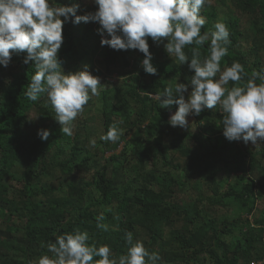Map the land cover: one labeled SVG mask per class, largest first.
I'll use <instances>...</instances> for the list:
<instances>
[{
    "label": "rangeland",
    "instance_id": "1",
    "mask_svg": "<svg viewBox=\"0 0 264 264\" xmlns=\"http://www.w3.org/2000/svg\"><path fill=\"white\" fill-rule=\"evenodd\" d=\"M63 1V6H73L78 3L79 9L77 15H85L88 12L98 10V6L94 0ZM248 1L213 0L212 5L210 7L206 5L202 9L201 14L208 21V17L203 11H215L216 15L212 22L213 26L218 20H222L226 25L232 27L234 31L240 33L237 50L242 51L250 57L249 64L252 66L256 58L261 59L262 64H264V17L259 10V6L245 7L243 5V3ZM50 3L58 7L55 0H50ZM69 24L71 26L74 25V28L78 27L82 35L91 33V31L94 33V44H92L93 49L89 58L88 70L93 76L99 77L101 84L105 87H102L101 95L98 98L93 97L89 101L83 115L74 121L76 127L74 135L71 138L73 144L78 147L80 154L70 165L71 167H75L76 170L70 173L69 171H63L61 168L50 169L45 176L43 175L39 178L37 188L45 186L46 188L55 189L63 186L53 191L48 198L62 200L69 207V202L78 198L79 194L72 191L67 185L71 182L73 184H81V189L86 190L85 197L83 198L84 206H93L95 202L103 200L102 191L93 180L95 179L97 169L106 165L108 167L109 184L113 185L112 189L115 192L113 201L114 207H116L119 197L124 196L125 190L130 186H133V188L149 186L159 189V185H150L148 177L156 170H167L170 174L168 176L169 180H176L179 183L174 189V194L173 191L168 194L169 203L173 206L184 208L186 206H195L196 203L201 202L199 208L202 213V220L198 224V229L206 232L207 229L214 226L219 231L218 238L211 239L212 250L221 258V263L219 264H227L232 255V243L237 238L244 237L249 230L262 235V240H258L256 249L253 250L254 255L250 259H242L239 262L231 264H264V260L259 261L257 256L264 250V159L259 156L260 154L264 155V143L256 146L251 142L245 144L242 140L228 141L223 135V112L219 106L212 111L205 110L199 116L190 115L188 117L189 127L187 129L172 127L166 120H170L171 115L175 113L178 106H173L171 110L162 109L159 103L153 99L155 103L149 104V108L147 109L149 110V114H146L144 123L132 132H129L128 128H122L125 126V118L129 117L133 121L138 118V113L143 112L145 108L143 109L140 106L135 108L132 105L128 109V113L122 111L114 115L113 123H117L118 127L123 130L124 134L122 137L124 138L120 140L118 149L109 151L104 145V141L100 139L104 135L106 127L103 114L104 93L111 92L114 97L119 98L121 97L119 90L127 89V86L138 89L140 87L139 83L135 84L132 81V76L135 77V75L138 77V81L145 85H155L159 81L154 79L152 75L143 76L142 73L140 76V72L144 70L142 61L145 57L139 50H124V55L121 54L113 62L110 56L112 55V49L108 46H101L102 37L97 32L100 27L99 23L92 22L75 25L69 21H65L63 32H66L70 28ZM72 31L74 30L72 29ZM108 38L110 39L111 37ZM148 43L150 52L154 57L152 63L157 69V73L161 68L169 67L172 64L181 67L176 58L169 57L163 45L157 46L151 38L148 39ZM233 60L235 59H231V61ZM229 61L230 59L225 61L222 71L224 68L230 67ZM75 63L70 59V71L66 70V74L84 70V65L81 64L79 66ZM91 67L94 69H91ZM192 73L193 71H189V68H186L180 74L171 76L166 86L155 90L156 93L163 92L169 84L174 86L178 83H188V78L193 75ZM217 79H219V75ZM233 86L234 84L231 82L227 85L229 89ZM190 92L191 88L185 94L186 99L190 95ZM115 100L110 110L118 112L120 111L121 102H118L117 99ZM1 101L3 100L0 92ZM42 105L43 107L49 106L45 101ZM48 109L53 114V121L51 120V122L58 129H61V125L55 119L54 110L52 108ZM42 113V111L33 110L29 114L28 119L32 122L30 128L32 133H38L41 129L52 131V127L44 128V125L46 126V124L50 123V120H41ZM119 121H123V123H119ZM155 126L159 127L161 132L157 131L155 133ZM93 139L96 140L94 148L90 147V141ZM218 139L221 140V148L220 150H215L214 145ZM73 144L69 146L70 148H66L62 159L60 158L61 161L72 156L71 149ZM109 144L114 146L116 143L109 142ZM180 147L183 148V151H180ZM164 151L167 152V159L160 157ZM124 152H127L126 156L128 157H125ZM210 153L212 156H209ZM111 156H119V159L111 160ZM163 158L166 160L168 166H166ZM24 166V162H18L4 180L6 183L14 185L12 189H9V198L17 197L19 191L21 192L22 186L17 184L18 182H16L14 177H22L20 170ZM136 168L137 170L134 171ZM240 178L246 181L254 179L257 184L256 207L250 214L243 213L242 209L236 204L222 199V195L232 186L236 185ZM215 189L218 191L217 194L214 192ZM131 195H133V192L130 193ZM69 208L71 212L74 211L73 208ZM95 208L96 212L100 215L103 213L104 215L105 210L113 208V204L112 207H106L101 204ZM130 214L137 215L138 212L136 213L134 209L130 211ZM4 222V219H0V223L3 226L0 228L1 238L4 237ZM236 223L238 224L237 226ZM227 224L229 225V229L227 233H224ZM239 224L242 225L239 226ZM108 225L110 226L109 232H115L122 236H124L125 232H128V230L120 228L116 220ZM184 226L185 224L180 220L174 221L171 225L164 226V240L171 239L172 233L183 229ZM23 232V230H19L16 234L17 236H22ZM134 240L142 241L150 252L161 253L160 249L163 243L161 239L148 243L150 241L148 234L137 230ZM4 251L6 250L4 249ZM113 258L118 260L115 254H113ZM37 261L38 259L34 262ZM161 261L158 264H165ZM192 264L216 263L209 254H206L199 261H193Z\"/></svg>",
    "mask_w": 264,
    "mask_h": 264
},
{
    "label": "trees",
    "instance_id": "2",
    "mask_svg": "<svg viewBox=\"0 0 264 264\" xmlns=\"http://www.w3.org/2000/svg\"><path fill=\"white\" fill-rule=\"evenodd\" d=\"M55 2H57L58 7L64 4L63 0H55ZM243 5L245 7L259 6V10L264 17V0H249ZM203 13L208 17V21L201 30L202 34L213 29L212 22L216 15L215 11H203ZM228 28L230 30L229 39L231 45L229 54L221 61V70L227 59H230L228 62L230 66L233 62H240L244 65L245 72L248 74L239 85L244 86L252 71L256 70L264 73V64H262L261 59L256 58L251 66L249 64L250 57L237 50L240 33L234 31L232 27L228 26ZM63 34L65 42L58 53V57L63 61L65 74L66 70L70 71V59L79 66L81 64L84 66L89 65V58L93 49L92 44H94V33L91 31V33L82 35L78 27L74 28V25H70V28ZM209 45L210 41L201 48L202 60L210 54ZM192 47L194 46L185 48V52L189 57H191ZM123 53L124 50L117 51L112 49L111 60L113 62L116 61V58ZM26 55V53L21 55L13 53L9 67L5 68L0 65V92L3 100L0 102V219L5 220L4 237H0V264H33L35 260L43 255L52 256V253L47 250V245L54 243L58 236L72 233L76 230L88 232L91 238L90 244L95 243L97 247L101 245L110 246L113 254L118 258L121 255H126L129 246L123 239L124 236L115 232H105L96 226L97 217L100 214L96 212L95 207H99L101 204L106 207H112L113 204L111 210H105L104 216L106 219L103 223L112 224L116 220L120 228L131 231L134 235H136L137 230L144 231L149 236L150 241L148 243L161 239L163 242L160 249L162 263L192 264L193 261H199L206 254H209L216 264L221 263V258L211 248V239L218 238L219 231L214 226H211L206 232L198 229V224L202 220V213L199 208L201 202L196 203L195 206H186L184 208H179L169 203L168 194L172 191L174 194V189L179 183L176 180H169L168 176L170 174L167 170H156L148 177L150 185H159V189L149 186L140 188L130 186L125 190L124 196L119 197L116 207H114L113 201L115 192L112 189L113 185L109 184L108 167L106 165L97 169L93 180L101 189L103 196V200L95 202L93 206H84L83 198L86 190L81 189V184H73L71 182L67 185L72 191L79 194L78 198L69 202V207L73 208V212L70 211L68 204L66 205L64 201L48 198L53 191L63 186L55 189L46 188L45 186L37 188L39 178L43 175L45 176L50 169L61 168L65 172L73 173L76 168L71 167L70 163L80 153L78 147L73 144L72 138L62 134L61 129H58L51 122V120L53 121V114L48 108L52 107L47 100L46 94L42 95L37 102L26 98L27 86L36 72L34 62L27 65L23 63ZM231 59L235 60L231 61ZM106 61L110 63L107 59ZM107 62L105 63L107 64ZM186 68H189L187 64L181 65V67L172 64L169 67L161 68L157 75H152L159 83L150 86L140 83L136 75L135 77L132 76V81L135 84L139 83L140 87L136 89V87L130 88L127 86V89L119 90L121 95L119 98L114 97L111 92H105L103 97V114L106 122L104 135L113 124L114 115L122 111L128 113V109L132 105L135 108L140 106L145 109L143 112L138 113V118L133 121L129 117L125 118V126L122 128H128L129 132H132L135 128L141 126L144 123L146 114H149V110H147L149 104L155 103L148 93H156L155 90L166 86L171 76L180 74ZM91 69L94 68L91 67ZM142 73L143 76H149L144 70L140 72V76ZM192 74L194 75V72ZM256 83L260 84L262 81L257 80ZM115 99L121 102L120 111L118 112L110 110ZM44 101L49 106L43 107ZM154 109L156 108L154 107ZM33 110L43 112L41 120H50V123L46 124V126L44 125V128L52 127L51 135L47 141H42L38 133L31 132L32 122L29 121L28 116ZM166 122L168 121L166 120ZM157 131L161 132V129L155 126V133ZM123 138L121 136L120 140ZM120 140L114 146H111L109 142H104V145L109 151H113L118 149ZM72 144V156L61 161L60 158L62 159L66 148ZM54 148L56 149L53 151ZM220 148L221 140L218 139L214 149L220 150ZM179 149L183 151V148L180 147ZM124 154L125 157H128L126 156L127 152H124ZM166 155L167 152L164 151L160 157L167 159L168 156ZM209 156H212L211 153ZM259 156L264 159L263 154ZM110 159L116 160L119 159V156H111ZM18 162L25 163L24 168L20 170L22 177H14L16 182H18L17 184L22 186V189L17 197L9 198V189H12L14 185L12 183L8 184L4 180ZM165 163L168 166L166 160ZM136 170L137 168L134 169V171ZM35 180L37 181L36 183ZM257 190V184L254 179L246 181L240 178L236 185L222 195V199L236 204L242 209L243 213L250 214L256 207ZM131 192H133V195L130 196ZM214 192L218 193L216 189ZM134 209L136 213L138 212L137 215L130 214V211ZM18 220L19 222H17ZM177 220L185 224L184 228L174 231L171 239L164 240L163 227L171 225ZM1 227L3 226L0 223ZM228 229L229 225L227 224L224 233H227ZM19 230L24 231L22 236H17L16 232ZM259 239L262 240V235L251 230L244 237L237 238L232 243V255L227 264L239 262L242 259H250L254 255L253 250L256 249ZM145 247L147 248L146 245ZM257 256L259 261H263L264 250ZM96 259H99V257Z\"/></svg>",
    "mask_w": 264,
    "mask_h": 264
},
{
    "label": "clouds",
    "instance_id": "3",
    "mask_svg": "<svg viewBox=\"0 0 264 264\" xmlns=\"http://www.w3.org/2000/svg\"><path fill=\"white\" fill-rule=\"evenodd\" d=\"M94 2L97 11L77 15L78 3L56 7L50 0H0V65L9 67L13 53L27 54L23 63L34 62L36 72L27 86L26 98L37 102L46 94L62 134L74 135V121L105 87L99 77L91 74L88 65L82 71L65 74L63 61L58 57L64 43V23L97 22L101 46L117 51L139 50L144 54L142 66L147 74L157 75L149 38L157 46L163 45L169 57L176 58L180 65L187 64L189 71L194 72L188 83L169 84L163 92L148 93L162 109L178 106L168 121L172 127L187 129L190 115L199 116L219 106L223 112V135L228 141L242 140L256 146L264 143V73L252 71L247 83L239 86L248 75L244 65L237 61L221 70V61L229 54L231 45L228 26L218 20L213 31L203 34L201 31L207 23L201 15L202 9L206 5L210 7L213 0ZM209 41L210 54L202 60L201 48ZM188 46H194L191 57L185 52ZM257 80L262 83L257 84ZM230 82L237 86L229 89ZM189 88L191 92L186 99ZM123 134L117 123H113L100 139L105 143H117ZM50 135V130L38 132L42 141H47ZM95 146L93 139L90 147ZM105 219L103 213L99 215L96 226L107 232L110 226L103 223ZM90 239L88 232L79 230L60 235L47 245L52 257L43 255L34 264H158L162 260L158 252H150L142 241L134 240L131 231L125 232L123 237L129 246L128 252L118 260L113 258L110 246L97 247L95 243L90 244Z\"/></svg>",
    "mask_w": 264,
    "mask_h": 264
}]
</instances>
